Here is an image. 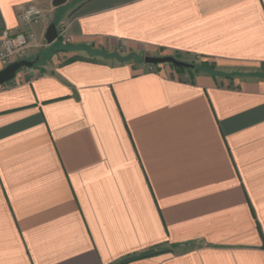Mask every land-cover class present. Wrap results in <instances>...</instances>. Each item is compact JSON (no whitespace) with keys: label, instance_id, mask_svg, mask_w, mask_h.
I'll return each mask as SVG.
<instances>
[{"label":"crops","instance_id":"obj_1","mask_svg":"<svg viewBox=\"0 0 264 264\" xmlns=\"http://www.w3.org/2000/svg\"><path fill=\"white\" fill-rule=\"evenodd\" d=\"M51 1L0 0L70 38L0 91V264H264V0Z\"/></svg>","mask_w":264,"mask_h":264},{"label":"built area","instance_id":"obj_2","mask_svg":"<svg viewBox=\"0 0 264 264\" xmlns=\"http://www.w3.org/2000/svg\"><path fill=\"white\" fill-rule=\"evenodd\" d=\"M45 15L37 4H32L19 16L22 28L17 32L4 33L0 39V72L16 61L28 60V53L39 47L36 42L38 36L34 28L49 21L48 16ZM58 38L66 44L70 43L67 28L64 25L58 29ZM7 86H0V91L6 89Z\"/></svg>","mask_w":264,"mask_h":264},{"label":"water","instance_id":"obj_3","mask_svg":"<svg viewBox=\"0 0 264 264\" xmlns=\"http://www.w3.org/2000/svg\"><path fill=\"white\" fill-rule=\"evenodd\" d=\"M68 0H52V7L54 9H58L64 5L67 4ZM56 24L52 23L45 34V40L47 44L51 45L53 44L56 40H58V29L56 28ZM144 63L152 66H159V65H172L176 68H184L187 70H192L195 68V65L192 63H188L185 61H181L173 56H160V57H152V56H147L145 57ZM38 63V59L35 61H30V60H21V61H16L12 64H10L8 67L4 68L0 72V86L7 85L12 83L18 73L23 70V69H31Z\"/></svg>","mask_w":264,"mask_h":264},{"label":"rangeland","instance_id":"obj_4","mask_svg":"<svg viewBox=\"0 0 264 264\" xmlns=\"http://www.w3.org/2000/svg\"><path fill=\"white\" fill-rule=\"evenodd\" d=\"M37 44L39 45V47L34 48L30 51V53H28L29 57L28 60L30 61H34V54L38 53L39 54H43V52H45V50H47V46L48 44L46 43V41H44L43 39L39 40V37H37ZM39 41V42H38ZM64 45H67L66 43H64ZM54 46V45H52ZM33 50H35V53L33 52ZM112 56H114L118 61L121 62H128L131 64H135V65H145V63L143 62L145 57L147 56H152V57H160V56H165V54H160L159 52H142L139 50H132V49H126L124 47L119 48L118 50H116V52L114 54H112ZM200 58L198 57H191L187 60H184L188 63H192L195 65V69L197 71H201V70H205V71H210L212 73L217 72L218 68L216 66V64H209V66H205L204 64H202V61L199 60ZM181 60V59H180ZM148 66V65H147Z\"/></svg>","mask_w":264,"mask_h":264},{"label":"trees","instance_id":"obj_5","mask_svg":"<svg viewBox=\"0 0 264 264\" xmlns=\"http://www.w3.org/2000/svg\"><path fill=\"white\" fill-rule=\"evenodd\" d=\"M202 61V64H204V67L205 66H209V64H211L208 60H201ZM170 66H172V65H170ZM173 68H175L174 66H172ZM178 70H185L184 68H178ZM198 72V71H197ZM8 85V84H7Z\"/></svg>","mask_w":264,"mask_h":264}]
</instances>
